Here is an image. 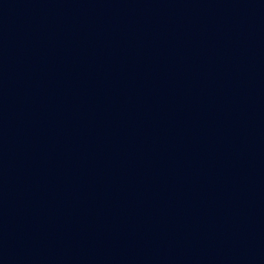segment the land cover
<instances>
[{"label": "water", "instance_id": "95a60500", "mask_svg": "<svg viewBox=\"0 0 264 264\" xmlns=\"http://www.w3.org/2000/svg\"><path fill=\"white\" fill-rule=\"evenodd\" d=\"M0 264H264V0H0Z\"/></svg>", "mask_w": 264, "mask_h": 264}]
</instances>
